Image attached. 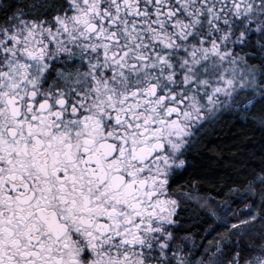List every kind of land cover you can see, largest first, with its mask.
I'll list each match as a JSON object with an SVG mask.
<instances>
[{
    "label": "snow or ice",
    "instance_id": "6c2138e0",
    "mask_svg": "<svg viewBox=\"0 0 264 264\" xmlns=\"http://www.w3.org/2000/svg\"><path fill=\"white\" fill-rule=\"evenodd\" d=\"M0 264H264V0H0Z\"/></svg>",
    "mask_w": 264,
    "mask_h": 264
}]
</instances>
